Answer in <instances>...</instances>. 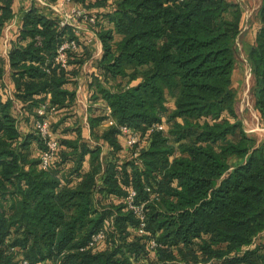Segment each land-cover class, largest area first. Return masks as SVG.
I'll use <instances>...</instances> for the list:
<instances>
[{
  "label": "trees",
  "instance_id": "trees-1",
  "mask_svg": "<svg viewBox=\"0 0 264 264\" xmlns=\"http://www.w3.org/2000/svg\"><path fill=\"white\" fill-rule=\"evenodd\" d=\"M61 1L31 2L17 15V0H0V49L6 28L20 20L8 58L0 56V264H264V142L245 131L233 86L241 7L71 0L81 10L110 8L96 23L85 20L103 49L91 102L110 111L89 107L93 143L72 116L55 125L47 118L76 105L74 79L93 56L90 35L61 26L52 9ZM259 19L248 63L264 119V0ZM67 40L77 47L63 67L56 57ZM119 78L127 83L106 86ZM15 103L34 127L48 120L58 147L46 169V141L36 128L24 132ZM120 127L140 142L128 146ZM132 191L149 234H140L128 204ZM102 230L106 239L90 247Z\"/></svg>",
  "mask_w": 264,
  "mask_h": 264
},
{
  "label": "rangeland",
  "instance_id": "rangeland-1",
  "mask_svg": "<svg viewBox=\"0 0 264 264\" xmlns=\"http://www.w3.org/2000/svg\"><path fill=\"white\" fill-rule=\"evenodd\" d=\"M116 0H111V3ZM31 2H35L43 7H48L46 0H17L16 5H15V11L18 15L19 10L28 7ZM76 8L72 5V3L70 4H65V5H61V3L57 4V5H52V9L55 13H57L61 18L67 19V15L72 16V10ZM109 7L106 8H90V11H88L87 9L83 10L85 13H87L88 18L92 17L91 15H94V19L95 21H97L95 15L100 16L103 13H106L107 11H109L108 9ZM81 10V9H80ZM59 12V13H58ZM91 13V14H89ZM18 20V17L15 19ZM14 20V21H15ZM85 20L87 19H83L82 21L80 20V18H77V23L75 22V25L77 28V31H80V33H84L85 35H90L89 36V40L88 43L92 46L93 48V53L96 52V48H97V37L94 34L93 30L91 29V27H89V25L85 22ZM257 20H254L253 18L249 20V22H246V19L243 21L242 23V36L240 38V42L238 44V53H237V63H236V69L233 75V86L235 88V90L237 91V101H236V111L238 114V118L240 119V121L243 123V127L245 129V131L247 132V134L250 137L255 138L258 143H262L264 142V119L260 116V114L258 113L256 107H255V98L253 95V85H254V80L250 71V67L248 65V52L247 50L244 51L243 47L244 44L246 43H250L253 40L254 37V29H253V25L256 24ZM96 23V22H95ZM100 24H105L108 26L106 21H103L102 18L100 17ZM12 26V27H11ZM18 25L14 27V25H9L5 32H4V41H5V45L2 49H0V56L3 57H7L6 54V47H7V40L8 43L10 42L11 39L15 38V32L18 30ZM99 28V26H98ZM116 40H120V36L116 35ZM99 78V76H96ZM96 77L93 76V84L96 85ZM8 78L6 77L5 80H7ZM121 83L122 85H125L127 83V80L119 78L118 80L112 81L109 84H107L106 86L109 88H113L114 85ZM138 82L135 81L132 83V85L137 84ZM4 87H7L9 95H11V90L9 88V84H7L6 82L4 83ZM14 95V93H13ZM14 97V96H13ZM89 103H91V105H93L94 103L91 102V98L89 99ZM93 103V104H92ZM90 105V104H89ZM170 105V104H169ZM15 112L14 114L18 117L19 120V125L21 127H23L22 129L24 130V132H29V131H33L34 130V124L32 122V120H30L31 118H27L28 114L25 113L22 108L19 106L15 105ZM93 108H99L102 110H106V104L103 101L98 102L96 105L94 104ZM85 109V106H84ZM89 109V108H88ZM71 113V114H64V113ZM63 113H59L56 114V112H51L48 115V120L51 119L53 116V125H55V120L60 119L62 117H66L68 115V118L71 117V121H72V125H77L79 124L80 127H83L81 125V118H79V113L81 112L80 110L76 112L75 114V110L71 109L69 111H65ZM88 112V111H87ZM83 115L84 112L82 113ZM51 117V118H50ZM84 117V116H83ZM63 125L60 127V129H58L57 133H60L63 129ZM73 127V126H72ZM54 128V126H53ZM57 129V128H56ZM93 142V140H92ZM94 143V142H93ZM97 143V142H96ZM106 150V149H105ZM126 160V157L123 158Z\"/></svg>",
  "mask_w": 264,
  "mask_h": 264
},
{
  "label": "crops",
  "instance_id": "crops-1",
  "mask_svg": "<svg viewBox=\"0 0 264 264\" xmlns=\"http://www.w3.org/2000/svg\"><path fill=\"white\" fill-rule=\"evenodd\" d=\"M230 1L238 4L241 7L243 14H244L243 21L246 19V22H249V20L252 18L254 20H257L255 22L256 24L253 25V29H254L253 40L249 44L248 43L244 44V47H243L244 51L247 50L248 56H249L250 51L255 45L256 35L261 28V21L259 19V11L262 7L263 0H230ZM19 23H20V20H15L11 25H14L15 27ZM241 36H242V32H241ZM240 38L238 40V44L240 42ZM6 43H7L6 54L8 58V52H9L8 49L10 47V43H8V40ZM97 43L98 44H97L96 52L93 53V56L81 67L80 73H78V75L74 79L76 82H75V85L73 86V88H76V92H77V103L72 109L75 110V114L77 111L79 110L81 111V112H78L79 113L78 115H79V118H81V125L83 126V134H84V137L89 141H92L91 135H90V127L88 123V117H89L88 108L91 106V103H89L90 102L89 99L94 93L95 86L93 84V76L94 77L98 76V62L101 60L102 53H103L102 44L100 43L98 38H97ZM249 69L251 71V68ZM6 77L8 79L5 80V82L9 84V88L11 90L10 96L11 98H14L13 97L14 85L10 77V71H7L5 78ZM15 105L19 106L18 103H15ZM84 106H85V109H84ZM83 112L85 115L82 114ZM100 144L103 146L104 153L107 154V152L109 151V148L107 147V145L103 142H101ZM262 237L264 238V233Z\"/></svg>",
  "mask_w": 264,
  "mask_h": 264
},
{
  "label": "built area",
  "instance_id": "built-area-1",
  "mask_svg": "<svg viewBox=\"0 0 264 264\" xmlns=\"http://www.w3.org/2000/svg\"><path fill=\"white\" fill-rule=\"evenodd\" d=\"M61 5H65V4H70L71 0H62ZM59 13V12H58ZM77 18H82V19H87L88 21L95 23V19L94 17H90L88 18L87 13H85L84 11L78 9V8H74L72 10V16L67 15V19L64 20V18H62L61 20V26H72L74 29L77 28L75 25V22L77 23ZM77 30V29H76ZM76 46V42L74 40L72 41H64L58 51H57V57L56 60L57 62L61 63L63 65V67H66L67 65V51L71 50V49H75ZM108 113H110L109 109L107 108ZM45 107L43 106L41 109H39L38 113L39 115L43 116L45 115ZM109 125L111 126H117L116 122L111 119L109 121ZM35 128L36 130L39 132V134L43 137V139L46 141V145H47V151L46 153H44L42 159H43V168L46 169L49 165V162L51 161V159L53 158L56 150H57V142H55L54 140L51 139L52 134L49 128V123L47 119H44L42 121L38 120L35 124ZM157 130H162L161 126H156ZM121 133L123 135H125L126 138V143L128 146H134L135 144L139 143L141 138L139 137L138 134H136L133 130H131L128 127H120ZM135 192L132 191L129 195V197L127 198L128 204L130 206V208H132L135 211V214L140 218L141 220V226H140V234L144 235V234H149V232L146 231V224H145V215H144V211H143V207H135L133 205V201H134V197H135ZM106 239V233L102 230V231H98L97 233H95L92 236V239L90 241V247L94 246L96 243H98L101 240ZM151 249H155L157 247V243L155 240H152L150 243ZM24 264H28V262H24ZM55 264H62L61 262H56Z\"/></svg>",
  "mask_w": 264,
  "mask_h": 264
}]
</instances>
